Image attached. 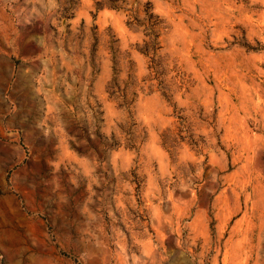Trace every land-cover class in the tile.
I'll list each match as a JSON object with an SVG mask.
<instances>
[{
	"label": "rangeland",
	"instance_id": "rangeland-1",
	"mask_svg": "<svg viewBox=\"0 0 264 264\" xmlns=\"http://www.w3.org/2000/svg\"><path fill=\"white\" fill-rule=\"evenodd\" d=\"M0 264H264V0H0Z\"/></svg>",
	"mask_w": 264,
	"mask_h": 264
}]
</instances>
